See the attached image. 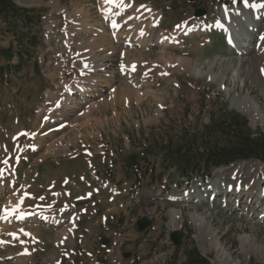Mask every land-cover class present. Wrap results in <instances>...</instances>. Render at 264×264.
Instances as JSON below:
<instances>
[{
  "label": "rangeland",
  "instance_id": "rangeland-1",
  "mask_svg": "<svg viewBox=\"0 0 264 264\" xmlns=\"http://www.w3.org/2000/svg\"><path fill=\"white\" fill-rule=\"evenodd\" d=\"M126 1L135 5L129 8V18L123 22V33L132 37H122V47L113 42L122 59L98 30L104 15L102 0H14L29 11L35 22L39 14L41 23L25 28L16 26L15 19L13 25L0 20V48L12 46L15 55L9 61L0 53V174L9 170L4 179L0 176V264H21L23 257H27L26 264H184L185 252L190 248H196L210 264H222L209 238L202 239L193 224L192 213L204 214L211 222L234 263L264 264V218L256 209L257 203L252 202L253 208L240 203L225 207L223 201L213 202V198L208 202L189 200L197 194L184 197L183 203L169 198L196 188L201 189L198 194L213 191L203 187L221 179L223 173L228 176L238 166L245 175L258 174L259 190L264 189V168L257 159L240 160L212 173L200 166L198 156L190 166L181 164L183 155H198L199 148L216 140L215 133L208 134L207 129L226 112L245 117L251 132L264 135V124L254 123L249 115L231 106L233 98L247 97L264 114V53L253 50L239 55L220 34L222 7H242L245 0ZM149 7L162 13L156 32L173 37L169 45L172 47H164L161 42L146 48L135 45L134 39L142 35L137 26L150 21L141 18L143 8ZM80 8L89 12V24L82 15L80 21L76 20L75 13ZM199 10L202 16L195 15ZM194 20L204 22L206 30L184 37L187 25ZM262 22L264 29V18ZM215 27L219 32H214ZM92 41L100 47L96 49ZM103 45L109 47L107 54L115 66L111 74L119 83L98 87L95 97L88 95L84 99L74 93L77 103L72 105H80L76 115L55 113L51 118L47 110L54 107L56 98L52 96L65 97L69 86L81 83L78 78L82 73L71 58L90 57L92 52L100 56L97 50L105 54ZM140 55L145 61H137V73L132 75L128 67ZM176 55L191 61L187 70L177 67ZM166 59L173 61L168 67ZM121 61L127 67L122 73L117 70ZM193 69L203 71L202 75ZM108 70L95 74L107 77L111 72ZM122 74L128 76L125 82L132 88L125 96L131 97L130 110L123 99L85 116L98 97L116 95ZM219 77L224 81L222 88L216 80ZM48 116L50 119H46ZM11 183L15 187L8 189ZM217 192L215 195L220 197ZM12 194L17 200L10 202ZM4 205L9 211H1ZM175 208L184 214L177 228L182 232L179 246L170 237L175 230L170 225V209ZM36 211L60 214L67 222L62 226L19 222L18 215ZM3 213H9L8 221L1 222ZM143 217L152 222L147 230L140 231L137 221ZM70 224L78 225L72 241L58 240L59 232ZM243 236L250 237L249 241ZM104 237L110 239L109 244H101ZM125 252L132 256L125 258Z\"/></svg>",
  "mask_w": 264,
  "mask_h": 264
},
{
  "label": "bare ground",
  "instance_id": "bare-ground-1",
  "mask_svg": "<svg viewBox=\"0 0 264 264\" xmlns=\"http://www.w3.org/2000/svg\"><path fill=\"white\" fill-rule=\"evenodd\" d=\"M102 2H103V5H102L101 9L103 10L104 15H103V20L99 23V26H101V27L98 30L100 31L102 37L104 39L108 40V43L112 46V47H110V49H113V53H116L117 49H116V47L112 41L113 35L115 34L114 37L116 40H120L122 37L128 38V39L130 37H132L129 34H127V35L124 34L125 30H124L123 26L121 25V23L119 22V20L124 22L127 18H129L126 15V13L129 11V8H131L132 6L135 7V5H133V1H126V0H102ZM261 2L264 3V0H256L254 3L250 2L249 0H245L242 7H238V6L231 7L229 5H225L221 9V14H222L223 20L220 21V24L223 25V27L226 31H231V33L234 37L233 48L240 55L246 54L248 51H253L255 49H259L261 51H264V46L260 47L257 45V43L260 42L261 39L264 37V31H261V29H260V26H261L260 21H262V19L264 18V9H259V6H258L259 3H261ZM72 15H74V14H72ZM75 15L78 16V18L76 19L77 21H80L79 19H81V15H82L84 20L87 21V23H88V21H89V12L88 11H84L83 8H80L78 11H76ZM90 15H91V13H90ZM141 18L143 20H150V21L148 23L143 21V23H140L137 26V27L141 28L140 32L142 33V35H141V37L137 36V38L134 39L136 46H140L141 48H146L153 43L155 44L156 42L157 43L161 42L162 44H164V47H168L169 45L172 44L173 37L171 39V38H169V36H165V34L160 35V34H158L159 32L158 33L156 32L157 27L160 26V24H161V18H162L161 12L156 11L152 7H149L148 9L143 8ZM141 18H139V19H141ZM135 20H137V19H135ZM109 22H112V23L109 24ZM255 26H258V27L255 28ZM88 27H89V25H88ZM108 29L111 30V31H109V33L106 32ZM205 29H206V24L204 22L194 20L187 25L185 31L183 32V36L185 37L187 35H194V34L200 32V31H203ZM176 32L179 33V30H176ZM89 33H90V31H89ZM95 41H92L91 44L94 43ZM121 42L124 43L125 41H121ZM261 44L262 43H260V45ZM95 45H96L95 48L100 47L97 45L96 42H95ZM169 47H172V46H169ZM102 48H103V51L105 52V54L103 52H100V50H97V52L100 53V56H98L99 54L97 56H95V54L92 52L90 57L92 58V60H94V58H95V64L90 65V66L85 67V65L89 62V59H90V57H88V55H83V56H79V57L76 56L74 58H71V61H73V63H77L73 66H75L82 73L81 76L78 75V76H80V78H78V79H81V83L77 84L76 86L75 85L69 86V88L65 94V97L57 98L58 96L54 97V95L51 94V96L53 95L52 98H56L53 102L54 107H50L51 109L47 110V113L49 115H51V118L55 115V113H64L68 117L76 115L77 110L80 107V105L79 104L72 105L74 102L77 103V101H74L73 93L78 91V92H80V94L83 98L85 96H88V95H93V94L96 95L95 92H99L98 91L99 89L97 90L98 87H103L104 85L107 87H111V84H109V83L116 81L117 77H114L115 78L114 79L112 77V74H111L112 72L115 71V66L112 63L113 61H110V58L108 57L109 54H107L109 47H108V45H107V47H106V45H103ZM160 52L164 53L165 51H160ZM119 58L122 59V56L119 55ZM167 58H168V56H167ZM177 58H178V56H177ZM126 59H128V58H126ZM133 59L134 60H132L131 62L134 65L128 67L130 72H131V69L135 67V65L139 66V63H137V61H139V62L145 61V59L141 55H140L139 59H137V60L135 58H133ZM183 60L178 58L177 64H179V66H177V67L183 66L186 69L189 67L191 61L189 63L188 60L187 61H185L186 59H183ZM119 62H120V60H119ZM164 63H165V66L168 67L169 64L173 63V61H171L170 59L169 60L166 59V61ZM228 63H229V66H232L231 62H228ZM149 67H150V65H149ZM162 67H164V66H162ZM105 68H107V69L109 68L111 70L110 75H108L107 77L105 75H102V74H99V75L95 74L97 72L104 71ZM126 68L127 67L125 66L124 62L121 61V63H119L117 70H118V72L122 73L123 71L125 72ZM164 69H166V68H164ZM179 69H181V67ZM110 70H108V71H110ZM172 71L173 70L171 69V72ZM193 71H194V69H193ZM105 72H107V71H105ZM167 73H169V69H167ZM194 73L197 75L198 74L202 75L203 71L196 69L194 71ZM235 76H237V74H235ZM118 78H120V84L118 85L119 89L117 88L116 95L111 94V97H102V98L98 97L99 101L92 102L91 106L86 109L87 111L84 114L85 116L87 115V113H90L92 111H98V110L102 111L103 109H106L109 106V104L112 105V103H114V104L120 103V102H122L123 99H124V103H126V106H127L126 108H128V110H130L129 108L132 106V104L130 102L131 97H125L128 95L127 92L130 89H132L125 82L126 79L128 78V76L122 74V76H119ZM216 80L219 82L220 88H222L221 84L224 82V81L222 82V77H219ZM116 82H118V81H116ZM51 93H54V92H51ZM69 93L71 94V96ZM95 95H93V96L95 97ZM99 95H101V94H99ZM126 100H128V101H126ZM136 100L138 101V103L141 102L139 97H136ZM231 101H232L231 102L232 107L236 108L238 111H240L242 113L249 115L254 123L260 122V124H264V114L262 113V110L260 109V107L252 99L247 98V97H243V98H239V99L233 98ZM79 103H81V102H79ZM92 115L94 116V114H92ZM92 115H90V116H92ZM46 119H50V116H48ZM87 119H89V118H87ZM92 119H94V118H92ZM89 124H90V122H89ZM80 125H81V123H80ZM83 125H86V123L82 124V126ZM90 129H91V127H90ZM80 136H82V134ZM60 139H62V138H60ZM230 187H232L231 192L229 191ZM203 188L204 189L205 188H211L213 191H216V192L218 191L217 193H219L220 195H222V193H226V194H223L222 196L225 195V197L228 198L229 201H231L233 198L232 196H234V194L237 193V195L235 196L236 201H238V198L241 197L240 204L243 203L249 207L252 206L251 204L253 202V198L256 199V195L264 193L263 188H261L259 190L260 183H259L258 174L254 173V174L250 175V172H249L248 175H245V173L242 169V166L235 167L230 172V174L226 177L224 176V173H223V175L221 176V179L213 181L210 186L203 187ZM200 190H201L200 188H196L195 191L187 192V194H185V195L184 194L181 196L180 195H173L169 198H170V200H172L176 203H183L185 201L184 197H192V196H195L193 194H197V196L192 197L189 200L190 201L194 200V199L198 200V201L205 200V197L201 196L204 193L198 194V192ZM9 200H10V202L16 201L17 200L16 195L15 194H12L11 196L9 195ZM255 202H256V200H254V203ZM260 204L264 205V198L262 199ZM256 209L261 210V216L264 218V208L262 206L258 205V208H256ZM247 210H249V208ZM170 215H171L170 225L175 230H178L177 228L180 227V225L183 221V218H184L183 210L176 209V208L170 209ZM18 216L21 217V219H20L21 224L39 223L37 220V217H41L42 220H45L47 218L48 221L46 223L52 224L53 226H62L61 224H64L66 222L65 217L61 216L60 214H54L52 212H48V214H42L39 216H36V215L31 216L30 215V218H27V215H25V216L18 215ZM4 217L9 218L10 217L9 213H6ZM190 217H191L193 224L201 232L202 239L209 238V240L211 241V245L216 249L219 261L222 262V264H223V261H225L226 264H237V263H234L232 256L220 244V242L218 240L217 230L211 226V222L205 217V215L201 214V213L200 214L199 213H192ZM12 221H14V220H12ZM263 221H264V219H263ZM74 228H75L74 224H70V226L68 228L64 227V229L61 230L58 234V240L60 239L62 242L72 241V233L74 231ZM32 233H33V231H32ZM249 238L250 237H248V236L242 237V239L245 241L246 240L249 241ZM20 254L24 255L25 252H22ZM28 257H30V256H28ZM26 260H27V257H23L21 260V264H26Z\"/></svg>",
  "mask_w": 264,
  "mask_h": 264
},
{
  "label": "trees",
  "instance_id": "trees-1",
  "mask_svg": "<svg viewBox=\"0 0 264 264\" xmlns=\"http://www.w3.org/2000/svg\"><path fill=\"white\" fill-rule=\"evenodd\" d=\"M37 16L38 20L35 22L29 11L19 7L14 0H0V20L10 22V25L15 23L14 19L17 20L16 26L21 24V26L28 28L34 22L39 25L41 17L39 14ZM0 53L9 61L15 57L12 46L6 49L0 48ZM20 57H24V54L21 53ZM207 133L212 135L215 133L216 140L208 141L204 147L199 148L200 154L198 155H183L185 159L181 164L190 166V163L196 160V156L200 160V166L210 172L240 160L258 159L264 164V135L251 132L245 117L237 113L227 115L226 112L222 118L212 121ZM219 134L223 137H218ZM195 166L194 164V168ZM184 264L210 263L200 255L196 248H190L185 252Z\"/></svg>",
  "mask_w": 264,
  "mask_h": 264
},
{
  "label": "water",
  "instance_id": "water-1",
  "mask_svg": "<svg viewBox=\"0 0 264 264\" xmlns=\"http://www.w3.org/2000/svg\"><path fill=\"white\" fill-rule=\"evenodd\" d=\"M187 1L193 2L195 0H187ZM202 14H203L202 10H199V11H197V13L195 15L201 16ZM150 223H151V221L147 217H144V218L139 219L138 220V228H139V230L140 231L146 230L148 228V226L150 225ZM171 239H172L173 243L178 246L181 243V232L174 231L171 234ZM102 242L104 244H107L110 241L107 238H103L102 239ZM124 256L125 257H130L131 256V253H124Z\"/></svg>",
  "mask_w": 264,
  "mask_h": 264
},
{
  "label": "snow or ice",
  "instance_id": "snow-or-ice-1",
  "mask_svg": "<svg viewBox=\"0 0 264 264\" xmlns=\"http://www.w3.org/2000/svg\"><path fill=\"white\" fill-rule=\"evenodd\" d=\"M9 211L8 209H5V212Z\"/></svg>",
  "mask_w": 264,
  "mask_h": 264
}]
</instances>
